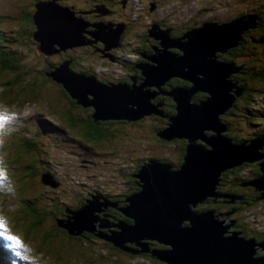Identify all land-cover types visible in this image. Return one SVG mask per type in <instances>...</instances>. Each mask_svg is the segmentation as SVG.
<instances>
[{
	"label": "water",
	"instance_id": "water-1",
	"mask_svg": "<svg viewBox=\"0 0 264 264\" xmlns=\"http://www.w3.org/2000/svg\"><path fill=\"white\" fill-rule=\"evenodd\" d=\"M55 3L57 6L69 8L61 1L56 0ZM72 16L64 17L63 29L57 28L50 35L53 40L51 48L41 49L38 46V49L40 47L41 51L50 54L81 44L82 42L75 39L78 33L70 26H74L76 20L83 17H76L74 14ZM53 17H59V14L54 11ZM203 22L205 23L196 27L190 26L176 37H171L157 22H152L147 35L157 39L158 44L154 46L153 52L141 53L147 60L136 62L135 65L140 68L142 76H130L131 83L119 81L117 72L114 75L119 76L115 77L118 81L102 82L93 71L90 74L72 71V59L66 58L55 70L45 72L61 82L72 97H77V103L83 106L92 105L94 120L132 121L142 118L145 113L158 112L167 120L166 126L157 131L158 135L166 140L184 138L187 141L183 160L178 168H172L171 163L153 157L141 163L133 172V176L139 179V189L126 194V203L123 206L117 207L105 197L96 194L91 197L90 202L86 199L78 210L69 209V213H74L72 216L68 214L66 220L70 234H78L82 229L94 232L96 227L92 222L93 210L110 204L119 208L131 220L125 221L121 218L115 223L107 221V225L116 226V230L95 234L124 250L138 252L127 244L134 242L142 250L151 251L170 264H264V253L254 255L255 244L261 245L264 250V238L256 240L255 237L240 236L237 230H227L212 209L198 207L209 196H216L215 187L220 173L230 166L259 160L264 156L261 151L264 135L252 137L248 142H232L225 133L227 125L220 117L235 99L231 92L232 86H236L233 90L237 95L241 88L229 79V74L240 66L221 60L217 51L225 52L227 46L237 44L242 28L256 25V16L245 14L225 23L209 19ZM109 29L108 26L103 31L110 33ZM57 36L66 42L59 44L54 41ZM167 45H172L173 49L169 50ZM105 46L108 47L106 43ZM150 59L155 63L149 62ZM198 72L203 76H198ZM171 76L190 83L163 88L162 85ZM198 90L207 94L195 99L194 95ZM86 93L92 94V97H88ZM158 93L172 96L174 112H165L160 107V101L154 103L150 99ZM207 129H212L215 133L208 132ZM259 165L261 173L242 181L241 184L255 185L262 190L259 196L262 198L263 159ZM52 179V175L46 174L42 177L44 182L56 185ZM218 193L217 196L242 197L231 192ZM99 197L103 201H98ZM145 239H156L167 246L151 249Z\"/></svg>",
	"mask_w": 264,
	"mask_h": 264
},
{
	"label": "rangeland",
	"instance_id": "rangeland-1",
	"mask_svg": "<svg viewBox=\"0 0 264 264\" xmlns=\"http://www.w3.org/2000/svg\"><path fill=\"white\" fill-rule=\"evenodd\" d=\"M26 1V0H23ZM31 1V0H28ZM61 1L69 8L64 6H57L56 0H46L50 2L44 4L39 2V6L53 9L59 14L62 22L65 20L64 17H83V19L76 20V23L72 27V30L78 33L75 39L79 42L81 47H75L67 51L68 57L66 59H72V61H79L80 65L90 67L95 75L97 76H111L112 78L108 81H118L115 77L123 75L127 70L125 63L121 59H135L138 54L130 46H125L122 49L117 48L115 55L117 58H111V62H107L103 57H97L96 54L90 53L88 41L101 40L107 43L106 40L99 37L101 30L104 29L103 23L97 24L93 22V11H89L87 16L85 8L96 5L100 8L110 10V12L103 11L106 15L105 20L108 21L107 25L110 27V33L114 36L115 40L109 42L108 47L116 46L117 41H123L130 45V40L135 42L143 43L148 45L151 40L145 35L144 29L152 22H163V29L171 36L176 37V34L172 32L175 27L183 26V31L187 30L189 26H199L205 22L207 17L218 23L229 22V17H234L240 10L247 9V1L244 0H57ZM104 1L103 3H101ZM34 2V0H33ZM33 9H31L29 2H27V8L30 9L31 15L34 18V26L32 29L35 30L32 39H36L34 42L22 44V47L26 49H32L34 43L41 47V49H49L52 46L53 40L47 36L40 37L42 29L36 28L37 16H41L40 11L34 16L35 2ZM41 3V4H40ZM125 6V8L120 7ZM201 10L202 12H199ZM22 3L19 0H0V28L4 29V36L10 37L13 31V25L15 24L13 17H18L20 13H23ZM120 17L119 19L116 17ZM43 17H52L48 13H44ZM84 16L87 17L84 19ZM237 18V17H234ZM116 20L117 25H110L109 20ZM126 20L132 22L127 30L121 31L123 23L121 21ZM207 20V19H206ZM98 21V20H97ZM156 21V22H155ZM116 22V23H117ZM103 24V25H102ZM64 23L57 24L59 29H63ZM94 30V31H93ZM93 32V33H92ZM91 34V35H90ZM94 34V35H93ZM89 36L91 38H89ZM110 38V37H108ZM137 39V41H136ZM160 39V38H159ZM54 41L59 44L65 43L64 39L56 37ZM116 41V43H115ZM92 44V43H91ZM57 45V44H56ZM173 49L172 45H167ZM37 51H41V49ZM138 47V46H137ZM163 47H165L163 45ZM101 51L106 50L103 47L98 48ZM175 50V49H174ZM113 51V50H112ZM181 51V50H180ZM183 51V50H182ZM182 53V52H181ZM29 54L24 55V59L28 60ZM37 58V55H33ZM121 58V59H120ZM77 59V60H76ZM22 59L23 63H26ZM63 61V60H61ZM149 62H154L150 59ZM235 65V64H234ZM59 66V65H58ZM57 66V67H58ZM56 67V68H57ZM53 68L48 66L47 70L51 71ZM48 71V72H49ZM114 72L119 73V76H115ZM9 75L7 73L0 74V106L7 108L10 111H17L22 113L23 125L18 127L7 139L6 145L3 152L6 154L5 159H8V175L14 185V193L7 195L0 193V264H23L22 258L29 255L39 257V264H81V260L76 257L63 258L60 257L57 251L56 257L51 252L45 251V248H51V243H62L59 237L63 235L67 237L65 249L69 251L70 246H76L75 249L81 250L82 248L92 264H149V257L142 253H135L136 255H130L128 253L118 251L115 252V248L112 243L106 242L100 238L87 239L88 235L82 232L85 229L79 231L78 235L74 237L79 242L78 246L73 245L68 239L71 237L67 232L66 220L68 214L70 216L74 213H69L70 206L72 209L78 210L80 206H77L78 201L83 197L89 200L96 194L106 197L104 194L115 195L118 192L124 191L127 187V178L134 169L138 168V159L154 155L158 158H164L167 160H176V152H178V145L174 142H168L162 139L157 131L166 126V122L160 120L156 121L154 117H147L145 113L143 119L137 123L134 119V124L123 128L127 132V136L120 137L116 142L112 143H86L83 139L81 140L78 135L72 130L65 127L64 121L59 116L64 115L63 107L61 103L65 101L63 96L55 97L54 84L51 80L40 81V76L37 78V83L33 82V77H28L31 82L28 84L26 89H21L20 83L6 92L7 87L1 83ZM29 76V74H28ZM198 76H203L202 73L198 72ZM27 78V75L25 76ZM228 79V78H227ZM229 80V79H228ZM57 81V80H56ZM101 81V80H100ZM61 83V82H60ZM110 86V85H109ZM149 86V85H148ZM9 87V86H8ZM234 86H232L233 88ZM56 89L60 88L56 86ZM87 94V93H86ZM92 97V94H87ZM53 97H55L53 99ZM172 97V96H171ZM28 99L27 102L24 100ZM67 99V98H66ZM154 103H157L156 95L150 98ZM264 100V98H262ZM58 100L60 103L57 107L50 101ZM159 106V105H158ZM262 105L259 107L260 111L264 110ZM80 116L86 115L85 111H77ZM158 116V112H155ZM163 117L162 115H160ZM141 119V118H140ZM52 123V127L49 126ZM244 126V124H242ZM118 126H114L116 128ZM159 127L157 130L156 128ZM119 128V127H118ZM245 128L251 133L254 125L246 124ZM227 130V129H226ZM208 132L215 133L212 129H207ZM224 131V130H223ZM232 134H238L239 131L230 128ZM110 144V145H109ZM264 148V143L262 144ZM14 157V159H13ZM34 160L29 171V161ZM160 161H163L160 159ZM251 168L245 166L243 169H237L233 172V175L229 172L228 177L232 179V176H245L247 177L252 172ZM43 171H49L52 178L55 179L56 185L52 183L44 182L42 180ZM226 171V170H225ZM16 175L22 178L19 180L24 184L33 182L34 186L32 189L25 188V185L20 189V194L26 193V195L35 200H38L37 208L40 213L45 216L52 218H59V231L57 236H49V244L47 239L44 244H41V234L45 232V229H38L35 238H28L24 231L25 224L27 225L30 220L29 206L31 202H27L28 206L18 212V179ZM60 175V179H58ZM221 173L219 175L220 179ZM48 178V177H46ZM37 186L39 188H37ZM35 189V190H33ZM217 184L215 187V194L220 191L217 190ZM34 191V192H33ZM214 193V192H213ZM218 193V194H219ZM230 193V192H228ZM232 194V192H231ZM49 195V196H48ZM226 195V194H225ZM234 195V194H233ZM241 195V194H239ZM35 196V197H34ZM228 201H234L236 197L225 196ZM37 198V199H36ZM243 199V198H241ZM32 200V201H33ZM98 201H103V198L99 197ZM116 203V201H112ZM117 204V203H116ZM110 204H106L108 206ZM200 208H204L201 206ZM104 206V205H101ZM97 207L92 212V222L96 229L100 225V222L105 220L103 214L104 208ZM119 207V206H118ZM101 209V210H100ZM119 209V208H118ZM102 212V213H101ZM20 215L22 218L19 220L17 216ZM243 220L246 222V234H254L259 232L258 229L264 230V200L254 204H247L243 211ZM27 217V218H26ZM32 217V216H31ZM18 223H14L17 222ZM123 220H131L126 216ZM107 224V221L105 220ZM46 228H48V222H44ZM228 225V224H227ZM224 228L225 224L222 222ZM110 229L116 230V226L111 228H104L100 234L108 233ZM81 236L80 238H77ZM248 235L247 237H249ZM28 238V240H26ZM264 238V235L261 239ZM256 239V238H255ZM260 239V240H261ZM156 240V239H152ZM257 240V239H256ZM157 241V240H156ZM160 243V242H159ZM38 244L41 249L38 253ZM71 244V245H70ZM162 244V243H160ZM78 247V248H77ZM151 247V249H153ZM161 249V248H154ZM150 252V251H149ZM73 253V252H72ZM153 254V253H152ZM116 258L118 260H116ZM151 259V258H150ZM120 260V261H119ZM119 261V262H117ZM153 262V261H152Z\"/></svg>",
	"mask_w": 264,
	"mask_h": 264
},
{
	"label": "trees",
	"instance_id": "trees-1",
	"mask_svg": "<svg viewBox=\"0 0 264 264\" xmlns=\"http://www.w3.org/2000/svg\"><path fill=\"white\" fill-rule=\"evenodd\" d=\"M22 3V8H23V13H20V15L16 18H14L15 24L13 25V31L11 38L5 37L4 36V29L0 28V74L1 73H7L9 76L6 77L1 83L3 84V87L6 86L8 90H12L14 86H16L18 83H20L21 89H26L27 87H32L28 86V84L31 82L28 80V77L30 78L31 76L33 77V82L37 83V78L40 76V81L45 82L47 79L48 81L51 80L52 76L47 75L45 72H48L47 70L48 66L50 68H55L60 64L61 60H64L65 58L68 57L67 51L71 49L72 47L70 46L69 49H61L58 52H53V53H45V52H40L37 51L38 45L36 42L34 43V46H32V49H26L22 47V44L24 45L25 43H29L30 41L34 42L36 39L33 38V34L35 30H33L32 34V29L34 26V18H36V14L40 9L39 7V2H43L44 4H48L50 2H46V0H34L35 2V12L34 16L31 15V12H28L30 9L27 8V2H29V5L31 9H33L34 5H32L31 1H23L19 0ZM153 1V0H150ZM247 9L240 10L237 15L234 17H240L245 14H254L256 16L257 23L255 26H248L245 28H242V32H240V38L237 39V44L235 45H230L226 47V51L222 52L219 50L217 51V54L219 55L218 57L221 60L232 62L235 65L240 66V68L236 71H233L229 74V79L231 82L236 84L241 88V92L239 95L236 94V92L233 89H236V86L232 88V94L235 96V99L232 101V104L225 110L224 113L220 115L221 119L226 123L227 125V130L225 133L231 138L232 142L239 143V142H248L252 137H258L260 135H264V110L260 111L259 107L264 105V0H244ZM33 2V3H34ZM46 9V8H45ZM86 11V10H84ZM199 12H202L199 10ZM234 17H229L228 20L232 21L236 18ZM206 19H209V21H213L210 17H207ZM242 19H247V17H242ZM36 28L39 29V24L36 21ZM158 26L162 27L165 25L163 22H158ZM190 27V25H187ZM145 35H147L148 27L144 29ZM186 31V30H185ZM172 32L178 36L180 33L184 32L183 31V26L175 27L172 29ZM151 38V36L149 37ZM157 40V39H156ZM158 44V40H157ZM154 45L152 42H149L148 45H143L141 51L142 52H153L154 50ZM74 49H76L74 47ZM172 50V48H171ZM176 50V49H175ZM140 51V50H139ZM29 54L28 60L24 59V55ZM36 54L37 58H35L33 55ZM22 59L26 61V63L22 62ZM77 60V59H76ZM138 60H147L141 52H138ZM128 64H131V62H126ZM135 61L133 64L130 65V70L131 73L137 77L138 75L142 76V72L140 68L134 66ZM70 67L72 71L76 72H85L90 74L92 72L90 67H86L83 65H80L79 61H72L70 63ZM51 69V71H53ZM29 74V76H28ZM27 75V78L25 76ZM52 84H54V89H55V97L58 96H63L65 98V101L61 103V106L63 107V113L64 115L59 116L62 119V122L64 121L65 128L67 129H72L78 137L83 141L85 140L86 143H112L116 142L120 137L127 136V132L123 130L124 127L129 126L131 124H134V121H128L125 119H95L92 117V114L94 113V107L92 105H86L83 106L81 103H77V97H72L68 90L64 87V85L58 81H56L54 78H52ZM99 80L102 82H107V78L100 77ZM127 83H131L132 79L130 76H126L124 78ZM190 83V82H189ZM185 79H180L178 77L172 78L164 85H162L163 88L169 87V85H175V84H189ZM9 86V87H8ZM56 86H58L60 89L57 90ZM207 93L203 90H198L196 94L194 95L195 99L204 97ZM53 97V99L55 98ZM90 97V96H88ZM67 98V99H66ZM163 98V97H162ZM161 98V99H162ZM164 104L166 111L168 113L174 112V101L171 97L165 96L164 98ZM25 102L28 101V99L24 100ZM53 103L55 107H57L60 103L58 100L55 101H50ZM264 109V106H263ZM79 110L85 111L86 115L84 117L80 116V113H76ZM145 118V117H144ZM141 119L137 120V123H139ZM157 119L156 121H167L165 117L161 118H155ZM244 124V126H242ZM246 124L249 126V124L254 125L253 131L250 133L247 128H245ZM52 127V123L50 125ZM114 126H118L114 128ZM230 128L239 131V135L237 134H232L230 132ZM157 130L159 127L156 128ZM163 139V138H162ZM166 140V139H165ZM168 142H174L178 145V152H176V160H167L164 158H158L155 157L154 155H150L148 157H143L141 159H138V164L137 166L139 167L141 163L150 157L156 158L158 160L162 159L163 161H167L172 164V168H178L180 164L182 163L183 160V155L185 151V145H186V140L184 138H173L171 140H167ZM113 144V143H112ZM110 145V144H109ZM261 151L264 152V148H261ZM14 159V157H13ZM264 160V156L259 159V160H254V161H244L241 164H237L233 167H229L226 169V171H223L221 174L223 175L224 173H230L233 175V172L237 169H243L245 166H249L251 168L249 171L252 172L248 176H254V175H259L261 173V168L259 165V162L261 160ZM8 162V159H6ZM35 163L34 160H30L28 165H29V171L31 165ZM138 168L134 169L133 172H135ZM133 172L128 175L127 178V187L124 191L118 192L115 195H112V197H116L119 200V206H123L126 203L125 196L126 194H129L131 192H134L139 189V179L133 176ZM49 175V171H43V176L44 175ZM243 176H232V180L234 181H246L249 180V178ZM18 179V184L21 186H18V212L21 210L25 209L28 204L27 202H31L32 204L29 206V210H31L29 213L31 214L30 220L28 224L24 226V231L26 233L25 236L28 238H35V234H37L38 229H45V232L41 234V244L45 243V240L47 239L48 244H49V236H57L59 229V223L58 219L59 218H49L45 216L43 213H40V210L37 208L38 200H33L29 198L26 193L20 194L22 189L21 187L25 185V188L27 189H32L34 184L33 182H29L24 184L20 182L22 178L20 176L16 175ZM58 179H60V175H58ZM11 178V177H10ZM12 179V178H11ZM55 181V179H52ZM233 181V182H234ZM12 182V181H11ZM37 188H39L37 186ZM41 189V188H39ZM24 190V189H22ZM35 190V189H33ZM34 192V191H33ZM260 193H254L249 197H253V201L255 203H258L256 195ZM106 197L109 198L110 195L104 194ZM49 196V195H48ZM35 197V196H34ZM37 199V198H36ZM250 199V198H249ZM33 200V201H32ZM85 202H83L84 204ZM253 202L249 201L244 205V209L246 208L247 204H252ZM82 204V205H83ZM209 204V203H208ZM208 204H202L201 206H208ZM27 205V206H26ZM81 205V204H80ZM78 205V206H80ZM211 205V204H209ZM213 206V205H211ZM200 207V205L198 206ZM205 207V206H204ZM114 214L116 218L111 219L113 221H118L121 218H126V216L117 208L115 207ZM32 216V217H31ZM22 218V216L18 215L17 219L19 220ZM27 218V217H26ZM17 222L14 223H18ZM44 222H48V228H46V225ZM59 226V227H58ZM82 232L88 233L87 239H94L95 238H100V236L96 235L92 231L90 232L89 230H83ZM99 232V230H98ZM101 232V231H100ZM71 237V239H68L69 242H71L73 245L79 244L77 239H74V237L78 234H70L67 232ZM264 235V232H262ZM85 234H81L83 236ZM81 236H78L77 238H80ZM26 238V240H28ZM66 240L67 237L64 235L62 237H59V240L62 241V243H51V248H45V251L51 252L52 255L56 257L57 251L59 252L60 257L64 256L63 258H69L71 257H76L79 260H81V264H92L90 263V260L87 257L86 250L82 248L81 250L75 249L76 246H70L69 251H67L64 247L66 245ZM103 241L110 242L108 239L102 238ZM158 242V241H157ZM112 243V242H110ZM115 252L122 251L126 252L130 255H136L135 253H132L129 250H124L120 248L119 246L115 245L112 243ZM38 246V253H40L41 247L38 244H34ZM50 245V244H49ZM71 245V244H70ZM78 248V247H77ZM73 252V253H72ZM145 256H148L149 258L151 257L150 254L143 252ZM160 258V257H159ZM119 259V258H118ZM116 258V260H118ZM120 261V260H119ZM117 261V262H119ZM165 262V261H164ZM75 264V263H74Z\"/></svg>",
	"mask_w": 264,
	"mask_h": 264
},
{
	"label": "flooded vegetation",
	"instance_id": "flooded-vegetation-1",
	"mask_svg": "<svg viewBox=\"0 0 264 264\" xmlns=\"http://www.w3.org/2000/svg\"><path fill=\"white\" fill-rule=\"evenodd\" d=\"M126 1H128V0H126ZM103 2L104 1H102L101 3H103ZM122 5L123 4H120V7L125 8V6H122ZM85 9H86V11H85L86 15L85 16H87L89 14V11H93V17H94V19L92 21L93 22H97V24H99L100 22H102V21H99V20H105L104 19V16L106 14L103 13V11H107V12H110L111 11V8H110V10H107L105 8H100V7L95 6V5L89 6V7L85 8ZM85 16H84V19L87 18ZM117 18L119 19L120 17H117ZM109 22L112 24L113 27H114V25H117L118 24V22L116 20H112V19L109 20ZM121 22L123 23V26L121 28V31L122 32H124L125 30H127V28H128L129 25H132V22H130L129 20L128 21L123 20ZM146 36L148 38L150 37L148 35H146ZM99 37L104 38L107 42L114 41V36L111 35L109 32H107V33L101 32L100 35H99ZM108 37H110V38H108ZM149 39L151 40V42L154 45L157 44V40L155 38L151 37ZM136 41H137V39H136ZM88 43L91 46V48L88 49L89 52L90 53H93V54H96L97 57H103V55L109 56V57H104V59L107 62H111L112 61L111 58H113V59L114 58H117V56L115 55V50L117 48H121L122 49L125 46H130L133 50H135L137 52V54H138V52L149 54V52H142L141 51L142 46L145 45V44L135 42V40H132V39L130 40V45H128L127 43H124L123 41H121V42L119 41V43L116 46H114V47H106L105 46V43L103 41H101V40L88 41ZM78 46H74V47H78ZM79 47H81V46H79ZM100 47H103L106 50H102L101 51L100 49H98ZM121 61L125 63L124 65H125V68H126L127 71L123 75H121L118 78V80L119 81H125L124 78L126 76H135V75H133L131 73V70L129 68H130V65L134 63V61H135V64H136V62L141 61V60H138V56H137V58H135V60H131V59H128V58H124V59H121ZM129 61L131 62V64L126 63V62H129ZM135 64L133 65V67L136 66ZM138 76L141 77L140 75H138ZM100 77H103V78L105 77L107 79L112 78L110 75L109 76H106V75H103V74H102V76H99V78ZM139 77H137V78H139ZM172 78H175V77H172ZM172 86H177V84H175V85L172 84ZM165 96H169V95L163 94V93H158L156 95L157 102L160 101L162 103L160 105V107L163 108V109L165 108L164 99H163ZM169 97H171V96H169ZM164 111L167 112L166 109H164ZM146 115H147V117L161 118L160 115L158 116L155 113H150V114H146ZM178 139H180V138H178ZM254 176L251 175V176H248V178L250 179V178H252ZM233 181L234 180H232V179H230L228 177V174L227 173H224L223 175L221 174L220 179H219V181L217 183V190H219L222 194L225 193V192H232V193H236V194H241L242 197H236V199L234 201H228L225 196H215V197L214 196H209L208 197V200H206L205 202H202V204H208L209 203V204H211L213 206H211V205L208 204V206L204 205L205 207L204 206H202V207L208 208V209H212L213 212H214V214H216V216L222 220L221 223L223 222V224H225L227 230H237V231H239V233H240L239 235L240 236L247 237L248 235H250L249 237H255L257 240H260L263 237V233L262 232H264V230L258 229L259 232H255L254 234H250L249 233L247 235L246 234L247 230H246V225H245L246 222H244L242 214H243V211H244V205L247 202L251 201V202H253L252 204H254L256 202V201L255 202L253 201V199H252L253 197H249L252 194H254V193H260V194L256 195V197H254V198L257 199L258 201H263L264 200V197H262V198L259 197L262 194V190L258 189L255 185H252V184H241L240 181H234V182ZM105 198L108 201H110V202L116 201L117 204L116 203H114V204L117 207L119 206V200L116 197H112V198L105 197ZM241 198H243V199H241ZM85 201H86V197L85 198L83 197L82 199H80L78 201L77 206L80 205V204H83V202H85ZM70 208H73V206H70ZM100 208L101 209H103V208L105 209L104 212H103V214L105 215V220L106 221H108L109 223H113V222L115 223V222H117V221H113L112 220V219L116 218V216H115V214L113 212V211L116 210L115 209V206H113V205H108V206L104 205V206H101ZM105 220L101 221L100 224H103V225L106 224L105 223ZM111 227H114V226H110V225L108 226L107 224L105 226H98L97 229H95L94 232L93 231L92 232L95 233V232H98V230L100 232L104 228H111ZM84 234H88V233H84ZM144 241H146V243H149V244H147L148 248H151L153 246H154V248H165L167 246L165 244H160L156 240H152V239H145ZM127 244L130 247H133L136 250H138V252H132V253H143V252H146V253L150 254L151 255V257H150L151 259L148 258L149 259V262H150L149 264H170V263H168L166 261L164 262V260L161 259V258H159L158 255L152 254L151 251L149 252V251H146V250H142V247L140 245L135 244L134 242H127ZM263 253H264V250L261 248V245L255 244V252H254V255L257 256V255H261Z\"/></svg>",
	"mask_w": 264,
	"mask_h": 264
},
{
	"label": "clouds",
	"instance_id": "clouds-1",
	"mask_svg": "<svg viewBox=\"0 0 264 264\" xmlns=\"http://www.w3.org/2000/svg\"><path fill=\"white\" fill-rule=\"evenodd\" d=\"M103 25V24H102ZM104 29L108 28L107 23L103 25ZM149 27V26H148ZM101 32H104L103 29ZM107 45L110 43L107 42ZM135 51V50H134ZM22 113L10 111L0 106V193L12 195L14 193V185L8 175V167L6 163L3 149L6 145L8 137L23 125L21 119ZM23 264H39V257L29 255L22 258Z\"/></svg>",
	"mask_w": 264,
	"mask_h": 264
},
{
	"label": "bare ground",
	"instance_id": "bare-ground-1",
	"mask_svg": "<svg viewBox=\"0 0 264 264\" xmlns=\"http://www.w3.org/2000/svg\"><path fill=\"white\" fill-rule=\"evenodd\" d=\"M39 7L41 9V10H39L41 16L40 15L37 16V20H38L37 22L39 24V29H42V31L40 32V37L47 36L49 38V36L57 30V28H58L57 24H61L64 22H62V19L60 17H53L54 10L49 8L48 5L45 7H42V6H39ZM44 13H48L49 15H52V17H43L42 15ZM105 33H107V32H105ZM114 40H115V38H114ZM172 77H174V76L169 77L166 81H168ZM230 167H233V166H230Z\"/></svg>",
	"mask_w": 264,
	"mask_h": 264
}]
</instances>
